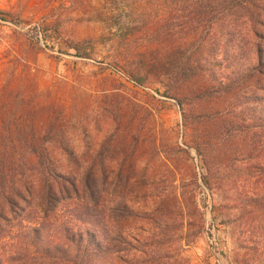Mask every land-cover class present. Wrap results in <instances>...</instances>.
Segmentation results:
<instances>
[{"label":"rangeland","instance_id":"1","mask_svg":"<svg viewBox=\"0 0 264 264\" xmlns=\"http://www.w3.org/2000/svg\"><path fill=\"white\" fill-rule=\"evenodd\" d=\"M130 1L0 0V92L6 87L40 104L55 101L76 117L72 148L79 155V177L90 167L100 179L103 173L107 177L101 209L109 226V264H264L260 130L239 132L218 152L226 161L213 167L207 186L195 124L165 95L163 78L141 63L144 77L149 73L145 87L127 79L130 63L137 65L140 53L156 42L152 18L166 17L163 28L173 27L169 3L145 0L148 11L137 5L132 13ZM242 21L250 25L247 16ZM221 25L215 26L218 35L224 32ZM248 38L245 62L252 68L264 54V27ZM182 40L190 38L182 34L173 46ZM73 44L88 55L78 56ZM233 71L219 74L227 81ZM260 80L263 94L264 76ZM71 211L63 207L46 225L45 246L66 249L54 221L71 219ZM42 216L39 206L23 218L11 216L7 229L0 230L4 264H52L32 231L42 227Z\"/></svg>","mask_w":264,"mask_h":264},{"label":"trees","instance_id":"2","mask_svg":"<svg viewBox=\"0 0 264 264\" xmlns=\"http://www.w3.org/2000/svg\"><path fill=\"white\" fill-rule=\"evenodd\" d=\"M167 1V18L173 27L163 28L168 27L166 17L152 18L156 42L140 53L137 65L135 61L130 63L127 79L145 87L149 73L144 77L141 63L163 78L165 95L176 99L186 119L195 124L196 149L209 171L205 183L211 187L213 167L226 161L219 153L236 134L254 127L264 139V93L260 92L264 54L259 56L257 66L248 68L245 62L251 43L248 34L258 35L259 28L264 27V0L208 4L201 0ZM144 2L133 0L126 5L132 13L137 5L148 11ZM244 16L250 25L242 21ZM219 23L224 32L218 35L215 26ZM182 34L190 40H182L174 47L173 41ZM72 48L80 57L88 55L78 44ZM229 68L234 71L226 81L219 71ZM75 120L61 103L40 104L6 87L0 92V230L7 229L11 216L23 218L27 211L39 206L43 225L32 231L37 237L35 243L42 245L39 250L44 259L52 264H109V226L101 209L107 177L104 173L102 179L97 177L94 167L79 177L75 167L79 155L72 148ZM247 121L252 123L244 126ZM98 158L103 161L102 154ZM128 175V179H135L132 166ZM21 203L26 204L25 209ZM66 206L72 207L71 219L64 217L60 225L57 222L61 218L54 221L57 234L67 241L66 249L59 252L57 247L44 245L49 238L45 239L44 233L50 232L46 225ZM153 213L157 212L149 217H154ZM0 264H4L1 258Z\"/></svg>","mask_w":264,"mask_h":264}]
</instances>
